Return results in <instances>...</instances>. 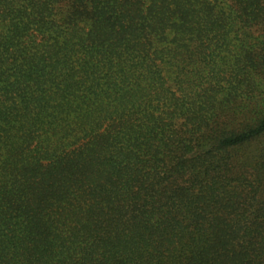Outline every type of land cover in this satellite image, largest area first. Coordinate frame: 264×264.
<instances>
[{"label":"trees","instance_id":"1","mask_svg":"<svg viewBox=\"0 0 264 264\" xmlns=\"http://www.w3.org/2000/svg\"><path fill=\"white\" fill-rule=\"evenodd\" d=\"M0 264H264V0H0Z\"/></svg>","mask_w":264,"mask_h":264}]
</instances>
